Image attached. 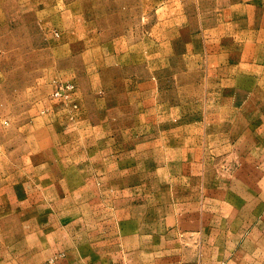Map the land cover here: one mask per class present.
I'll list each match as a JSON object with an SVG mask.
<instances>
[{
  "label": "rangeland",
  "instance_id": "rangeland-1",
  "mask_svg": "<svg viewBox=\"0 0 264 264\" xmlns=\"http://www.w3.org/2000/svg\"><path fill=\"white\" fill-rule=\"evenodd\" d=\"M52 1L0 60V264H264V0Z\"/></svg>",
  "mask_w": 264,
  "mask_h": 264
},
{
  "label": "crops",
  "instance_id": "crops-1",
  "mask_svg": "<svg viewBox=\"0 0 264 264\" xmlns=\"http://www.w3.org/2000/svg\"><path fill=\"white\" fill-rule=\"evenodd\" d=\"M67 11L68 5L57 4L52 0H0V60L21 56L34 59L36 50L31 49L30 44L35 47L38 39L44 41L45 36L50 39L49 27L54 21L50 17H53L54 12L55 16L60 14L61 22L67 25ZM27 43L28 46L25 47ZM22 45L26 48L23 52L20 48ZM17 48H20V51L15 52ZM5 70L8 71V68L3 67L0 72L5 73ZM27 71L31 72L30 66Z\"/></svg>",
  "mask_w": 264,
  "mask_h": 264
}]
</instances>
